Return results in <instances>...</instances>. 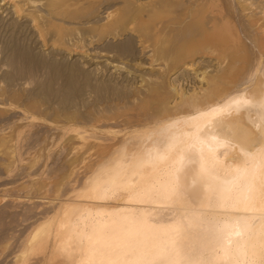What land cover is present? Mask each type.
Returning a JSON list of instances; mask_svg holds the SVG:
<instances>
[{"label": "bare ground", "instance_id": "obj_1", "mask_svg": "<svg viewBox=\"0 0 264 264\" xmlns=\"http://www.w3.org/2000/svg\"><path fill=\"white\" fill-rule=\"evenodd\" d=\"M154 42L163 58L171 56L169 62L199 51L228 52L229 60L212 67L203 60L212 68L206 87L181 92L171 101L172 110L150 104L148 95L160 97L159 87L152 85L145 98L133 96L129 102L125 93L133 84L128 90L123 86L131 78L114 72L113 62L121 56L145 60ZM0 53L1 120L13 116L19 126L33 125L35 114L58 117V108L65 120L40 125L44 132L60 137L69 132L75 150L93 138L91 145L104 151L83 174L74 197L36 225L29 250H40L48 264L152 260L157 252L164 253L162 260L175 250L193 264H248L252 259L259 264L264 242V0H1ZM150 64L160 70V64ZM226 72L232 79L240 74L234 88L219 87ZM8 94L20 103L9 101ZM117 97L128 100L136 120L149 123L156 117L162 124L131 138L129 131V139L109 128L106 132L116 140L110 134L112 141L100 140L97 133L122 115L123 107L103 104L94 111L93 102ZM88 102L93 112L85 111ZM2 131L0 142L6 137ZM170 181L177 184L178 195L166 193ZM222 185L230 191L220 199ZM50 237L51 246L43 248Z\"/></svg>", "mask_w": 264, "mask_h": 264}, {"label": "rangeland", "instance_id": "obj_2", "mask_svg": "<svg viewBox=\"0 0 264 264\" xmlns=\"http://www.w3.org/2000/svg\"><path fill=\"white\" fill-rule=\"evenodd\" d=\"M0 2H1V0H0ZM213 8L215 9L216 6H213ZM169 23H171V22H169ZM167 25H168V23H167ZM159 43H161V42H159ZM153 45H156V43L155 42L151 43L150 47H152ZM153 47H155V46H153ZM155 48L152 49L154 52H155V50L159 49L158 47H155ZM87 51H88V49H87ZM87 51L85 54L88 53ZM153 51L150 53V55H151V56L149 55L150 57L147 56L146 59L143 57L145 60H142V58H140V56L135 57L136 59L135 58H133V59L129 58L128 59V57L125 58L122 56L118 58L116 56L117 62H115V63L113 62V64H116V63L117 64L113 65L114 67L112 66L111 69L114 72H119L122 74L123 73L128 74L129 77L131 78V81L129 80L125 84L123 82V84H124L123 88H125L126 90L129 89V87H130L129 84H133L131 86L132 88H130L132 90H130V91L125 90L127 93L124 92L125 96L127 94V96L130 97V98H128L126 96V98L129 99V102H130V99L132 100L133 96H135L134 98H136L138 100L145 98L146 95H148L147 93L150 94V92L148 90H149V86L152 85V86L159 87L158 90H159L160 97L153 95V94L148 95L149 100L152 98L151 100L153 101L152 102L150 100L151 101L150 104L152 106H155V107H157V106L159 107L161 105H163V106L166 105V107H169L170 110H172L173 106L175 105L174 103L172 104V102L175 99H177V97L179 95H181V92H182V95H185V94L190 93V92L191 93H198V91H200V92L203 91V89L206 87V81L208 78L207 72H209L212 69V68H209L208 66L212 67L214 64H216L218 62H222V64H224V63L226 64L229 60L228 59L229 56L227 55L228 52L225 53L226 55L225 54H222V55L219 54L218 53L219 51L216 54L213 53L212 55H210L207 52L199 51V53L198 52L192 53L188 57L184 56V58H186L184 60H183V57L181 58L182 60L181 59L179 60L178 58H176V59L174 58V61L172 59L171 62H169L168 60H170L171 56L168 59L163 58V56L160 53V50H157V51H159L160 54L158 52L154 53ZM104 54H106V53H104ZM157 54H159V55H157ZM166 55L169 56L168 54H166ZM166 55L164 57H166ZM224 56H226V57H224ZM121 58H122V60H120ZM197 58L199 61L197 60ZM1 59L2 58L0 55V62H1ZM118 59H119V62H118ZM125 59H127V60H125ZM206 59L209 60L210 62L207 61ZM214 59H216V62ZM177 60H179L178 63H176ZM203 60H204V63L206 60V63L208 62L210 65H208V64L205 65L202 62ZM173 62H175L176 64ZM213 62H214V64H213ZM121 63H123L124 65H122ZM149 63H151L150 65H153V66L155 65L156 67L159 66V64H160V66H159L160 70L157 69L155 71L154 69L150 68L148 65ZM200 63L202 65L204 64L205 66H207V65L208 66L204 69L205 66L204 65L202 66ZM161 65H163V66H161ZM0 66H1V64H0ZM115 66H116V68H115ZM200 66H202V68ZM133 67L134 68L136 67V68L133 69ZM127 68H128V70H127ZM207 68H208V70H206ZM129 70L132 73L129 72ZM137 71H139V72H137ZM158 71H160V72H158ZM202 72L203 73L205 72L206 74L205 73L202 74ZM227 72H226V74H223V76L220 77V79H219V82H222V83L224 82V84H221L218 82V85H219V87H223V88H227V89H230L231 87L234 88L235 85H232V84L237 81L240 74H239V76L237 75L235 77V79L234 78L232 79L231 77H233V75L230 73L231 75L229 74V76H228ZM138 73H140V74L144 73V74L138 75ZM185 74H187V75H185ZM146 75L147 76L151 75L150 76L151 78L147 77ZM156 76H159V77L157 78ZM191 76H193V77H191ZM173 77H175V78H173ZM229 77H230V79H229ZM204 78H206V79L204 80ZM228 79H229V81H228ZM225 83H226V85H225ZM0 84H1V86H3L1 81H0ZM180 84H181V86H180ZM126 85H129V86H126ZM168 85L169 86L171 85V87H169ZM1 86H0V88H1ZM125 86L128 88H126ZM141 90H144V91L142 92ZM0 92H3V89H0ZM129 93L131 94V96ZM4 94H6V93L4 92ZM141 94H142V96H141ZM14 97L12 96V98H11V95L8 94V97H6V98L9 101L12 100L13 103L15 101L14 104H17V103L19 104L20 99L15 97V99L17 98L15 100ZM118 98L119 97L115 98V100H112L114 98H110L113 102L111 100H109L108 98L104 100L105 103L103 102V100H102V102L101 101L93 102V103H96L94 105L95 110L93 109L91 102H88L86 104L87 107L89 106L88 108L84 105V107H85L84 109H86L85 110L86 112H90V110H91V112H93L92 109L94 111H96L99 109L98 106L102 107L103 104H104L103 107H105V105L109 106V107L110 106L113 107L115 105L114 107H116L117 104L119 105V107L120 106L123 107V109L121 108V110H123L122 111L123 114L116 117V118L110 119V122L108 123L109 125L104 126L105 129L102 130V128H101L102 131L100 130L101 132L99 131L100 133L99 132L97 133L100 140L106 139V140H104L105 142L106 141L107 142L112 141L110 139H114L116 136H119V133L121 136L125 135L123 137L124 139H127L129 136H130L129 138H131V136H132L131 134H133V133L140 134L143 132L144 128H147V130H149L153 127H158L162 124V122H159V119L156 117L154 118V121L151 120L152 118L149 119L150 124L148 123V119L146 120V122L136 120L135 116H134L135 110L133 111L130 108H128V106H129V105H127L128 100L126 102H124L126 100V98H124L125 100L123 99V97L120 98L121 100ZM119 100H120V102H119ZM159 100H162V102H160ZM98 102H101V104ZM123 102L125 105H127L126 107L128 109L125 107ZM156 102H158V103H156ZM152 103H154V104H152ZM170 104H172V105L170 106ZM45 105H46V102L41 101V106H45ZM81 108H82V111H84L83 107H81ZM55 109L58 112H60L61 115L64 114L63 113L64 110H61L58 108H55ZM130 113H131V115H130ZM61 115L58 117H54L53 115L47 114V115H43L44 116L43 117L41 114H39V115L35 114V118L33 117V125L21 124L20 126L15 122V120H14L15 117L13 118V116H10V118L8 116H6L5 117L6 121L4 120V116H3L2 120L0 119V129L3 130L2 131L3 135L6 134L5 138H4V136H2L3 140L6 139L5 140L6 142L5 141L3 142V140H2V142H0V264H48L45 260L42 259V257H41L42 252L40 250H35V251L32 250L31 251L27 248V246L29 247L32 234L36 230V225H38L42 220H44L47 217H50V216L53 217L56 214L55 212L58 210V209H56V207L59 203L62 204V202H65L69 198L74 197L73 195H74L75 190L78 189L79 186L82 184V180H83V176H84L83 174L85 173V171H88L91 168V166L95 165L97 163L96 161L100 160V158H102V156L104 154V151L102 149H100V148L98 149L96 146L93 147L94 144L91 145L90 142L94 140L93 138H90V140H89L90 142L86 143L85 146L78 148V150L80 151V154H79V153H77L78 150H75L77 148H75V149L71 148L72 143L68 140V136L66 137V134L69 132H67L65 134V136H62V137H60L61 134L59 132H56V131L49 133L45 129L46 131L44 132V128H41L40 125H44L46 122L49 123V121H51V120H58V119H59V121H58L59 123L58 122L57 123L62 124V119L64 118V120H65L66 116L62 118ZM56 118H58V119H56ZM151 123L153 124V126ZM1 124H3V125H1ZM110 124L112 126H110ZM16 125H18L20 128L17 127ZM11 127L15 128L14 132L12 131L13 128H11ZM135 127H137L136 129H138L136 132L134 130H132ZM4 128H8V129H4ZM108 129L109 130H113V129L119 130V132H117L118 135L114 136L115 134L111 135V133L106 132V130H108ZM8 130H11V131H8ZM9 132H11L12 134H10ZM128 132L130 135L128 134ZM10 135H12V136H10ZM108 135H109L110 139H109V137H107ZM113 136H114V138H113ZM66 139H67V141H66ZM114 140H116V138ZM104 141H102V142H104ZM86 145H87V147H86ZM89 145H91V146L89 147ZM66 146H68V148ZM82 148L85 150L89 149L88 150L89 152L84 151ZM81 149L83 150L82 153H81ZM58 150H60V151H58ZM84 152L87 154V156ZM75 154H78L77 156L80 157V161H79V158L77 159ZM81 156H82V158H81ZM85 156L87 158H85ZM73 157H74V159H73ZM81 159H83V160H81ZM93 162H95V164H93ZM71 189H73V190H71ZM55 204H56V206H55ZM51 242H52V239L50 237L43 244V248L48 249V247L51 246L50 245ZM26 248L28 250H26ZM27 251H29V252H27ZM17 260H18V262H17ZM53 264H62V263L60 261H56Z\"/></svg>", "mask_w": 264, "mask_h": 264}, {"label": "snow or ice", "instance_id": "obj_3", "mask_svg": "<svg viewBox=\"0 0 264 264\" xmlns=\"http://www.w3.org/2000/svg\"><path fill=\"white\" fill-rule=\"evenodd\" d=\"M160 159L163 157L160 156ZM173 171H179V168H174ZM202 173H206V169H201ZM166 193L169 195H178V187L175 182H169L168 185H166ZM230 189L227 186L222 185L219 189L218 196L220 199L224 198V193L229 192ZM260 198L262 207H264V180L261 181V191H260ZM264 220V218H262ZM261 233L264 235V222L261 224ZM164 256V253L157 252L154 255V258L152 260H144L143 258H138L135 261L127 262V261H110L109 264H193L191 261H187L183 259L180 256L179 250H175V254L171 257H165L162 260H159L158 258ZM248 264H257V261L255 259L249 260ZM259 264H264V242L261 243V258L259 260Z\"/></svg>", "mask_w": 264, "mask_h": 264}]
</instances>
